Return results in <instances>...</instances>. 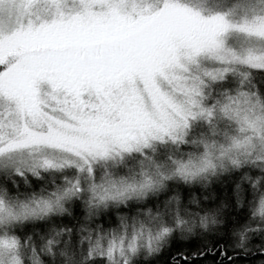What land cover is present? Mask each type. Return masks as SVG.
Wrapping results in <instances>:
<instances>
[{
    "label": "snow or ice",
    "instance_id": "6c2138e0",
    "mask_svg": "<svg viewBox=\"0 0 264 264\" xmlns=\"http://www.w3.org/2000/svg\"><path fill=\"white\" fill-rule=\"evenodd\" d=\"M0 264H264V0H0Z\"/></svg>",
    "mask_w": 264,
    "mask_h": 264
}]
</instances>
